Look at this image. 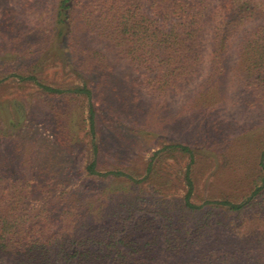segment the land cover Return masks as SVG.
I'll list each match as a JSON object with an SVG mask.
<instances>
[{"label": "rangeland", "instance_id": "obj_1", "mask_svg": "<svg viewBox=\"0 0 264 264\" xmlns=\"http://www.w3.org/2000/svg\"><path fill=\"white\" fill-rule=\"evenodd\" d=\"M59 1L0 0L1 217L20 227L54 214L51 229L78 239L116 222L145 223L157 235L169 218L159 210L182 213L189 179L194 204L248 202L240 212H189L184 223L200 228L188 255L264 264V186L252 194L261 152L264 162V75L255 64L264 51L249 54L252 64L242 51L252 39L264 43V0L257 17L229 26L223 0H206L217 13L194 43L193 64L127 57L115 24L124 0H75L65 29ZM93 159L98 173L87 169Z\"/></svg>", "mask_w": 264, "mask_h": 264}, {"label": "trees", "instance_id": "obj_2", "mask_svg": "<svg viewBox=\"0 0 264 264\" xmlns=\"http://www.w3.org/2000/svg\"><path fill=\"white\" fill-rule=\"evenodd\" d=\"M257 1L262 0H223L222 8L228 22L224 25L229 26L230 22L241 24L247 18L257 17ZM75 2V0H60L58 3L56 17L64 24V29L66 25L70 27L73 24ZM205 2L206 0H124V4H127L126 15L123 16L122 21L117 19L115 24L117 31L120 32L121 29L128 38V44L124 46L127 57L139 64H151L153 60L157 61L156 64H175L170 63L172 57L177 58L179 64H193L195 60L193 52L196 47L194 43L201 38L208 19L215 17L217 13L211 4ZM218 46L219 44L215 45V52L220 47ZM242 51L249 64H252L250 60L252 57L249 54L257 51L263 53L264 43L259 39H252L242 45ZM177 54L181 58H178ZM213 61L214 64H221L218 54H215ZM255 64H260L256 68L257 78L260 79L264 75V65H261L264 64V60L256 59ZM260 85L259 81L256 82V86ZM44 88L50 92H59L56 88L48 86ZM72 91L88 93L85 88L76 87ZM90 111L92 119L91 108ZM90 125L92 128V122ZM175 146L192 155L189 147ZM260 159L262 152L255 167L260 164L263 173L255 175L252 194L257 193L264 186V162ZM246 161L243 160L242 164ZM95 164L96 160L93 159L87 167L89 172L98 173L95 171ZM109 173L123 172L109 171L106 174ZM123 175L127 176L125 173ZM187 181L189 189L184 201L176 205L178 210L182 208L184 212L172 213L169 209V211L159 210L164 215H169V218L166 224L159 228L161 233L157 235L152 232L151 225L146 226L145 223L136 226L116 222L107 229H100V234L90 236L95 238L78 239L51 229V226L56 227L60 223V216L56 217L54 214L52 216L48 214L44 222H38L36 220L38 217L35 216V219L20 227L1 217L3 216L1 214L0 264H186L185 262L190 259L188 264H210V260L199 263L193 253L188 255V248L193 244L192 235L200 226L184 223V218L193 219L189 212L202 210L205 205L211 207L205 208L204 213L210 214L215 206H226L231 212H240L248 199L236 203L223 196L221 200H206L201 204H194L190 201L191 182L189 179ZM258 181L261 184H257ZM87 211L90 213L89 210ZM61 217L63 218L64 215ZM40 223L44 224L39 225ZM160 237L163 239L159 240ZM165 253L171 255V260L166 262L163 260Z\"/></svg>", "mask_w": 264, "mask_h": 264}]
</instances>
